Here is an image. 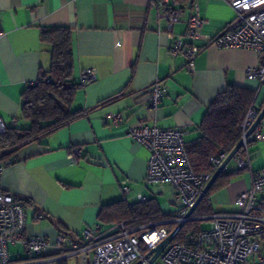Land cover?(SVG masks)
<instances>
[{
	"label": "crops",
	"instance_id": "1",
	"mask_svg": "<svg viewBox=\"0 0 264 264\" xmlns=\"http://www.w3.org/2000/svg\"><path fill=\"white\" fill-rule=\"evenodd\" d=\"M157 1L0 0V117L6 127L28 125L20 117L22 94L50 67L51 46L41 40L42 28H70L73 79L80 85L72 107L86 111L0 161V188L29 201L24 205L27 234L52 241L63 229L80 244L84 229L99 224L105 230L112 224L101 219V208L118 201L137 202L139 194L153 198L163 213L171 214L176 207L172 188L145 184L148 150L127 129L142 123L177 128L184 131L186 141L192 140L209 101L227 85L254 90L253 103L264 106V84L246 75L258 64L257 53L220 48L208 40L231 20L225 0H170L182 10L172 31L167 30ZM193 4L206 22L195 40L200 49L189 70L185 57L171 55L169 47L185 32ZM85 68L94 69L96 79L81 85L78 76ZM156 82L165 93L152 108L147 89ZM112 113L121 115L118 124L112 122ZM258 128L264 133V119ZM74 147L80 153L71 158ZM249 156L248 167L236 172L235 162H228L224 171L232 172L229 181L209 194L212 211L234 210L235 196L249 189L252 175L264 169V139L249 145ZM256 197L264 207V186ZM37 211L42 217L33 216ZM48 253L39 258L21 243L9 247L13 261L33 257L23 264H55L60 258L67 264H90L92 255L58 256L53 249Z\"/></svg>",
	"mask_w": 264,
	"mask_h": 264
},
{
	"label": "built area",
	"instance_id": "2",
	"mask_svg": "<svg viewBox=\"0 0 264 264\" xmlns=\"http://www.w3.org/2000/svg\"><path fill=\"white\" fill-rule=\"evenodd\" d=\"M234 12V17L209 41L220 48L252 49L258 55V64L246 70L247 78L264 84V0H225ZM159 13L166 20V28L172 31L180 20L182 10L170 0H158ZM192 13L186 20V29L178 35L169 47V53L182 54L187 68L191 70L194 57L199 51L195 40L200 36V28L206 22L197 4H193ZM81 85L96 79L94 69L85 68L79 73ZM165 88L154 83L147 89L149 105L156 108ZM261 107L254 103L248 108L239 124V140H242V153L237 152L232 160L236 172L248 167L249 145L264 139V133L258 128L246 135L247 130L256 120ZM114 124L121 120L119 113L110 115ZM264 119V117H263ZM6 125L0 117V134ZM128 135L143 144L148 150L145 175L146 185H168L173 190L176 207L171 215L161 221L127 227L118 223L105 230L99 224L86 228L80 233L81 243L62 232L49 241L44 235L26 233L25 209L21 196L5 192L0 188V264H23L11 260L9 247L21 243L31 254L39 257L49 249L65 250L68 253H80L84 257L91 255L90 264H147L148 254L170 232L169 225L195 218H207L210 226L187 233L182 242L170 241L151 264H264V207L257 200V193L264 186V169L252 175L249 189L239 192L232 211L214 212L195 217L188 211L196 203L199 194L220 166L227 154L220 153L210 158L211 170L197 174L192 170L185 151L184 131L177 128H163L156 125L139 124L130 126ZM80 153V148L72 149L71 158ZM3 166L0 165V174ZM225 170V168H224ZM128 188L123 187L127 192ZM146 201L143 195H137V202ZM35 218L42 217L35 212ZM183 225V226H184Z\"/></svg>",
	"mask_w": 264,
	"mask_h": 264
},
{
	"label": "trees",
	"instance_id": "3",
	"mask_svg": "<svg viewBox=\"0 0 264 264\" xmlns=\"http://www.w3.org/2000/svg\"><path fill=\"white\" fill-rule=\"evenodd\" d=\"M40 38L51 46V64L48 70L40 72L36 82L27 87L22 94L20 117L27 120L28 125L6 127V130L0 134V161L9 159V156L20 145L64 127L86 113L84 110L72 107L75 92L80 85L73 79L70 28H42ZM254 95V90L250 88L227 85L211 98L197 127V137L192 140H185V151L195 173L210 171L211 157L230 152L233 149L239 141V124L253 103ZM237 153L241 154L242 148L238 149ZM231 175L232 172L223 171L216 178L209 191L194 209L193 216L198 217L212 212L209 194L224 186ZM22 199L23 206L29 202L24 197ZM170 215V213H163L153 198L146 199L142 203L114 202L101 208L99 214L102 220L112 222L108 228L118 223H123L127 227H135L164 220ZM195 223L196 218L186 222L175 235L173 241L182 242L187 233L196 232L198 229ZM173 228V225L168 226L169 231ZM59 231L72 237L63 229H59ZM53 251H56L58 256L66 252L56 249ZM49 255L51 253L47 251L41 254L39 258H46ZM31 259H33L32 256L23 257L17 262H26V260ZM55 264H67V261L65 258H60Z\"/></svg>",
	"mask_w": 264,
	"mask_h": 264
},
{
	"label": "water",
	"instance_id": "4",
	"mask_svg": "<svg viewBox=\"0 0 264 264\" xmlns=\"http://www.w3.org/2000/svg\"><path fill=\"white\" fill-rule=\"evenodd\" d=\"M263 117H264V106L261 108V111L259 112V114H258L256 120L254 121V123L252 124V126L247 130L246 135H249L255 129V127L260 123V121L263 119ZM241 143H242V140H239L236 143V145L233 147V149L227 154L225 159L222 161L220 166L216 169V171L213 173L212 177L209 179V181L207 182V184L203 188L202 192L199 194L198 199H197L196 203L194 204V206L188 211L187 216H190L193 213L194 209L196 208L198 203L202 200V198L206 195V193L209 191V189L211 188V186L214 183V181L216 180V178L224 171V168L226 167L228 162L232 159L233 155L238 151V149L241 146ZM183 225H184L183 222L178 223L162 241H160L152 250L149 251L148 254H152V255H151L147 264L153 263V261L157 258V256L162 252L164 247L170 241H172L174 239L175 235L183 227ZM135 264H139V262H136Z\"/></svg>",
	"mask_w": 264,
	"mask_h": 264
},
{
	"label": "rangeland",
	"instance_id": "5",
	"mask_svg": "<svg viewBox=\"0 0 264 264\" xmlns=\"http://www.w3.org/2000/svg\"><path fill=\"white\" fill-rule=\"evenodd\" d=\"M230 7V6H229ZM231 8V7H230ZM231 11H232V17H231V19L234 17V12H233V10H232V8H231ZM167 193L166 192H164V197L166 198L167 197ZM163 197V198H164ZM163 198L161 197V199L163 200ZM196 227H197V229H207L209 226H210V220L209 219H207V218H202V219H200L199 217L198 218H196ZM191 233V232H190ZM21 250L23 251V253H25V250L23 249V248H21ZM25 254H27V253H25Z\"/></svg>",
	"mask_w": 264,
	"mask_h": 264
}]
</instances>
